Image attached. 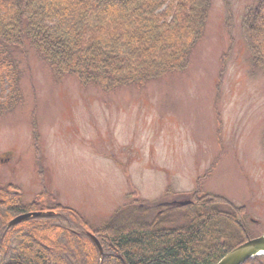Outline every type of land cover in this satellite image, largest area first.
I'll return each mask as SVG.
<instances>
[{
  "label": "rangeland",
  "instance_id": "rangeland-1",
  "mask_svg": "<svg viewBox=\"0 0 264 264\" xmlns=\"http://www.w3.org/2000/svg\"><path fill=\"white\" fill-rule=\"evenodd\" d=\"M254 1L211 0L185 69L140 88L82 87L32 49L11 50L20 100L0 108V186L24 203L52 192L93 229L155 216L183 225L188 207L164 202L199 186L243 206L250 236L264 233V68L241 25Z\"/></svg>",
  "mask_w": 264,
  "mask_h": 264
},
{
  "label": "trees",
  "instance_id": "trees-1",
  "mask_svg": "<svg viewBox=\"0 0 264 264\" xmlns=\"http://www.w3.org/2000/svg\"><path fill=\"white\" fill-rule=\"evenodd\" d=\"M211 0H0V98L20 100L19 71L11 50L32 49L56 77L73 76L80 86L102 91L148 81L187 66L201 38ZM230 21V17H227ZM241 25L253 67L264 68V0L247 6ZM2 99V98H1ZM34 153L38 135L32 125ZM264 147V134L262 136ZM189 221L165 227L157 217L93 229L74 208L42 189L24 203L11 185L0 186V264H215L253 237L246 212L222 195L190 193ZM51 209L7 227L17 215ZM85 231L102 248L99 255ZM243 264H264V255Z\"/></svg>",
  "mask_w": 264,
  "mask_h": 264
},
{
  "label": "water",
  "instance_id": "water-1",
  "mask_svg": "<svg viewBox=\"0 0 264 264\" xmlns=\"http://www.w3.org/2000/svg\"><path fill=\"white\" fill-rule=\"evenodd\" d=\"M191 201L189 199L172 201V204L177 205H186ZM57 215V212L54 210H44V211H35V212H26L20 215H17L7 223V227L16 225L22 221L28 220L35 217H53ZM87 236L93 241L97 249L99 250V255H102V249L99 244V241L95 235L91 232L86 233ZM257 255H264V233L260 236L247 239L243 243L237 245L229 252H227L222 258H220L215 264H243L250 258H253Z\"/></svg>",
  "mask_w": 264,
  "mask_h": 264
}]
</instances>
